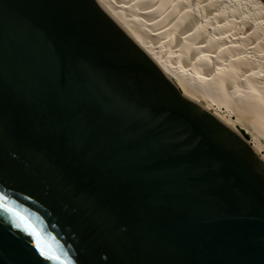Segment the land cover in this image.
<instances>
[{"label":"water","instance_id":"water-1","mask_svg":"<svg viewBox=\"0 0 264 264\" xmlns=\"http://www.w3.org/2000/svg\"><path fill=\"white\" fill-rule=\"evenodd\" d=\"M0 264H264V160L96 0H0Z\"/></svg>","mask_w":264,"mask_h":264},{"label":"bare ground","instance_id":"bare-ground-1","mask_svg":"<svg viewBox=\"0 0 264 264\" xmlns=\"http://www.w3.org/2000/svg\"><path fill=\"white\" fill-rule=\"evenodd\" d=\"M182 96L264 160V2L96 0ZM245 130L251 139L241 131Z\"/></svg>","mask_w":264,"mask_h":264},{"label":"rangeland","instance_id":"rangeland-1","mask_svg":"<svg viewBox=\"0 0 264 264\" xmlns=\"http://www.w3.org/2000/svg\"><path fill=\"white\" fill-rule=\"evenodd\" d=\"M229 2H232V3H243L245 2L248 6L252 7V0H227ZM264 2V0H262ZM241 131H243V133L249 138L251 139V135L248 134L245 130L241 129Z\"/></svg>","mask_w":264,"mask_h":264},{"label":"snow or ice","instance_id":"snow-or-ice-1","mask_svg":"<svg viewBox=\"0 0 264 264\" xmlns=\"http://www.w3.org/2000/svg\"><path fill=\"white\" fill-rule=\"evenodd\" d=\"M6 211H11V210L10 209H6ZM30 234L35 235L34 232L33 233H30ZM36 247L40 249L41 255L46 256L48 259H55L56 258V257L52 256L50 253L45 252L44 249L39 244V242H37Z\"/></svg>","mask_w":264,"mask_h":264},{"label":"trees","instance_id":"trees-1","mask_svg":"<svg viewBox=\"0 0 264 264\" xmlns=\"http://www.w3.org/2000/svg\"><path fill=\"white\" fill-rule=\"evenodd\" d=\"M247 137V136H246ZM248 138V137H247Z\"/></svg>","mask_w":264,"mask_h":264}]
</instances>
